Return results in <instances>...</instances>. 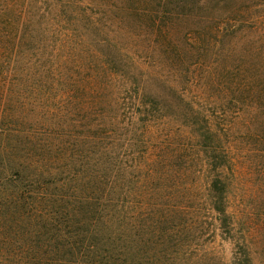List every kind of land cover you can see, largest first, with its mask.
Here are the masks:
<instances>
[{
    "label": "trees",
    "instance_id": "trees-1",
    "mask_svg": "<svg viewBox=\"0 0 264 264\" xmlns=\"http://www.w3.org/2000/svg\"><path fill=\"white\" fill-rule=\"evenodd\" d=\"M230 122L264 162V0H0V264H256Z\"/></svg>",
    "mask_w": 264,
    "mask_h": 264
},
{
    "label": "rangeland",
    "instance_id": "rangeland-1",
    "mask_svg": "<svg viewBox=\"0 0 264 264\" xmlns=\"http://www.w3.org/2000/svg\"><path fill=\"white\" fill-rule=\"evenodd\" d=\"M190 94L200 103H209L218 95L214 89L201 90L199 85L191 86ZM230 123L229 135L235 141L237 154L229 176L228 198V212L234 229L230 236H225L211 224L208 234H205V246L226 263L241 250L249 249L254 263L264 264V162L254 150L253 142L240 133L238 124ZM207 225L208 221L203 223V227L207 228Z\"/></svg>",
    "mask_w": 264,
    "mask_h": 264
}]
</instances>
